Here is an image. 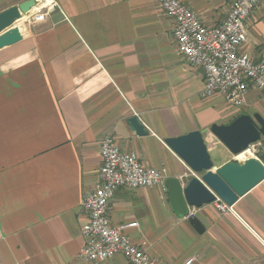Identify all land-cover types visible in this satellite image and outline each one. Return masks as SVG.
Wrapping results in <instances>:
<instances>
[{"label":"crops","instance_id":"0c3cea01","mask_svg":"<svg viewBox=\"0 0 264 264\" xmlns=\"http://www.w3.org/2000/svg\"><path fill=\"white\" fill-rule=\"evenodd\" d=\"M25 0H0V11ZM41 22L15 23L16 43L0 49V264H132L124 255L92 262L80 256L85 194L102 165L100 143L117 137L149 167H167L187 180L189 167L165 138L201 130L215 166L232 160L212 124L243 109L231 97L204 98V71L180 52L174 20L157 0H57ZM234 0H182L206 25L227 17ZM241 51L264 57V0L246 21ZM245 106H264L251 86ZM243 111V112H240ZM136 115L148 134L131 129ZM264 116V112L262 111ZM211 145V146H210ZM236 213L215 202L189 218L172 210L161 188L119 189L112 223L138 222L125 233L168 264H264V180L240 197Z\"/></svg>","mask_w":264,"mask_h":264},{"label":"built area","instance_id":"2783aa9c","mask_svg":"<svg viewBox=\"0 0 264 264\" xmlns=\"http://www.w3.org/2000/svg\"><path fill=\"white\" fill-rule=\"evenodd\" d=\"M261 1L234 0L225 20L219 25L209 26L182 0H157L164 14L174 20L172 34L180 52L191 64L204 71V98L229 95L233 104L240 106L247 102L251 86L264 91V57L254 60L241 51L248 40L246 21ZM57 9H60L57 0H35L34 6L20 20L41 22ZM261 144L262 140L250 144L241 153L232 154V160L259 159L264 153ZM100 155L102 165L97 183L82 201L87 220L82 225L86 242L80 256L99 262L121 254L132 264H168L145 247L136 245L125 233L126 228L138 226L137 221L115 225L108 211L110 202L122 188L157 187L167 193L165 180L169 176L168 168L146 166L136 151H121L114 134L103 138ZM190 173L197 175L192 169ZM214 202L219 212L236 213L235 205H229L219 197ZM195 210L192 208L188 217L195 216ZM194 262L195 257H190L183 264Z\"/></svg>","mask_w":264,"mask_h":264},{"label":"water","instance_id":"95a60500","mask_svg":"<svg viewBox=\"0 0 264 264\" xmlns=\"http://www.w3.org/2000/svg\"><path fill=\"white\" fill-rule=\"evenodd\" d=\"M34 4L35 0H25L0 11V49L21 39L20 30L15 23ZM128 123L137 134H148L138 116L132 115ZM210 131L232 154H239L250 144L264 138V116L260 112L253 115L241 114L230 123L212 124ZM164 141L197 173L187 180L168 176L165 185L173 212L179 218H189L199 233H203L205 228L197 216L188 217L192 208H201L214 202L217 197L229 205H235L240 197L264 180V153L259 159L251 157L243 162L229 160L217 167L201 130L168 137Z\"/></svg>","mask_w":264,"mask_h":264},{"label":"rangeland","instance_id":"374dc122","mask_svg":"<svg viewBox=\"0 0 264 264\" xmlns=\"http://www.w3.org/2000/svg\"><path fill=\"white\" fill-rule=\"evenodd\" d=\"M21 21L23 22V20H21ZM232 104H233V102H232ZM238 109H243V111H245L246 113L251 114V115L256 113L255 108L253 106L247 107L244 104L240 105V106L233 104V110H238ZM243 111H240V112H243ZM262 111L264 112V106L258 107V112H260L262 114ZM205 139H206L207 142H209V138L208 137L205 136ZM261 140H262V144H261L260 148L263 149L264 148V138L261 139ZM231 157H232V155H231Z\"/></svg>","mask_w":264,"mask_h":264},{"label":"trees","instance_id":"16d2710c","mask_svg":"<svg viewBox=\"0 0 264 264\" xmlns=\"http://www.w3.org/2000/svg\"><path fill=\"white\" fill-rule=\"evenodd\" d=\"M241 115V114H240Z\"/></svg>","mask_w":264,"mask_h":264}]
</instances>
